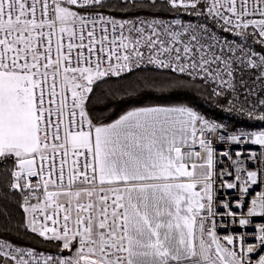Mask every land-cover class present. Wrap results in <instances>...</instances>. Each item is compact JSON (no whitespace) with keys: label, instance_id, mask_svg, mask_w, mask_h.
Segmentation results:
<instances>
[{"label":"snow or ice","instance_id":"1","mask_svg":"<svg viewBox=\"0 0 264 264\" xmlns=\"http://www.w3.org/2000/svg\"><path fill=\"white\" fill-rule=\"evenodd\" d=\"M141 88L264 124V0H0V264H264V127Z\"/></svg>","mask_w":264,"mask_h":264},{"label":"trees","instance_id":"2","mask_svg":"<svg viewBox=\"0 0 264 264\" xmlns=\"http://www.w3.org/2000/svg\"><path fill=\"white\" fill-rule=\"evenodd\" d=\"M188 17H185L187 19ZM259 50V46H257ZM131 92V90H129ZM119 99V98H118ZM125 102L118 103V107L124 109L132 104H148V103H185L190 102L191 106L196 107L202 114L209 118L217 119L221 122L242 126L249 130L253 127H264L258 121H249L247 118H238L234 114L225 111L227 108L226 101H216L212 99L206 92H198L194 88L191 90H165L141 88L132 92L130 97L124 98ZM235 103V102H234ZM4 201L0 200V207ZM13 214V223L20 227H13L7 234L0 235V238L8 239L9 242L17 243L25 247H33L37 252L52 253L56 251V246L49 243L45 238L33 234L23 227V212L18 205L13 202L10 204ZM3 223V217L0 216V225ZM67 255V253H65Z\"/></svg>","mask_w":264,"mask_h":264},{"label":"built area","instance_id":"3","mask_svg":"<svg viewBox=\"0 0 264 264\" xmlns=\"http://www.w3.org/2000/svg\"><path fill=\"white\" fill-rule=\"evenodd\" d=\"M220 147H222V145H218V148H220ZM231 147L233 148V150H235V149L238 148V145L233 144V145H231ZM246 147H247L248 149H251V150H256V151L259 150V146H257V145L247 144ZM249 166H252L251 163L249 164ZM256 190H259V189L257 188ZM228 191H229V193L233 192V190H228ZM220 195L222 196V193H220ZM259 219H260V218H257V221H259ZM234 230H236V231H240V229H239L238 227L235 228ZM248 230L251 231V230H253V229H252V228H249ZM222 234H223V231H222ZM37 235H38V234H37Z\"/></svg>","mask_w":264,"mask_h":264},{"label":"rangeland","instance_id":"4","mask_svg":"<svg viewBox=\"0 0 264 264\" xmlns=\"http://www.w3.org/2000/svg\"><path fill=\"white\" fill-rule=\"evenodd\" d=\"M256 128V127H253V129Z\"/></svg>","mask_w":264,"mask_h":264}]
</instances>
